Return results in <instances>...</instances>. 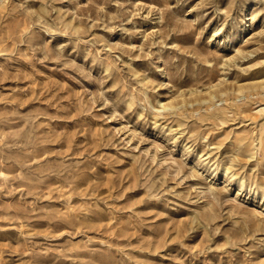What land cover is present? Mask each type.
Wrapping results in <instances>:
<instances>
[{"label":"rangeland","instance_id":"obj_1","mask_svg":"<svg viewBox=\"0 0 264 264\" xmlns=\"http://www.w3.org/2000/svg\"><path fill=\"white\" fill-rule=\"evenodd\" d=\"M0 264H264V0H0Z\"/></svg>","mask_w":264,"mask_h":264}]
</instances>
